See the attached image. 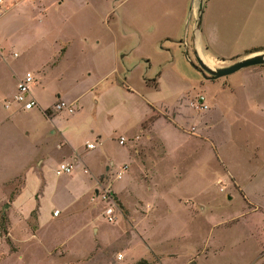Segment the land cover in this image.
<instances>
[{
	"label": "rangeland",
	"instance_id": "obj_1",
	"mask_svg": "<svg viewBox=\"0 0 264 264\" xmlns=\"http://www.w3.org/2000/svg\"><path fill=\"white\" fill-rule=\"evenodd\" d=\"M204 1H3L0 264H264V65H189L197 39L210 69L245 52L191 42ZM26 72L35 107L4 109Z\"/></svg>",
	"mask_w": 264,
	"mask_h": 264
},
{
	"label": "crops",
	"instance_id": "obj_2",
	"mask_svg": "<svg viewBox=\"0 0 264 264\" xmlns=\"http://www.w3.org/2000/svg\"><path fill=\"white\" fill-rule=\"evenodd\" d=\"M179 1L181 7H183V13L185 9L190 10V0ZM168 7L169 5H164L165 9H168ZM201 8L200 27L197 33L204 51L211 58L228 59L240 55L235 53L255 47L254 45H256L258 41L252 42L254 38L257 36H264V0H205ZM164 35V39H172L169 37L168 30L165 31ZM194 37L195 34L192 27L191 42L194 41ZM185 45V47L189 46L188 44ZM192 51H194V49ZM205 60L212 65V59L205 56ZM19 79H21V77L17 78L16 83ZM56 99H61L66 102L59 95H57ZM4 101L7 100H3L4 109H8L10 103H13L11 99L8 107L5 108ZM7 117L8 116L4 117L3 120L0 121V124L1 122H6L8 120ZM97 137L99 138L100 136L97 135ZM20 168L21 165L17 169L18 172ZM17 170L15 165L12 166V173L10 174L12 177L6 181L21 175H17Z\"/></svg>",
	"mask_w": 264,
	"mask_h": 264
},
{
	"label": "built area",
	"instance_id": "obj_3",
	"mask_svg": "<svg viewBox=\"0 0 264 264\" xmlns=\"http://www.w3.org/2000/svg\"><path fill=\"white\" fill-rule=\"evenodd\" d=\"M4 0H0V7L2 5ZM33 84V77L29 72H26L24 76L19 79V81L16 83L15 86V94L12 97V102L17 104L18 107L23 110H30L31 108L35 107L36 101L34 100L31 91H30V86ZM9 101H4V107H8ZM195 107L198 110H205L206 105L204 103L203 97L199 96L197 98ZM53 111L55 112H60V111H65L67 113H72L73 109L70 104L64 102L61 99H56L55 103L53 104ZM124 142L123 137H119L117 140V143L120 145ZM86 148L91 149L93 148L92 144H87ZM72 172V164L71 163H59L55 167V175L60 176V175H68ZM57 211L53 212V215H57ZM106 215L109 221L112 219V209L107 208L106 210ZM117 258H121V255H117Z\"/></svg>",
	"mask_w": 264,
	"mask_h": 264
},
{
	"label": "water",
	"instance_id": "obj_4",
	"mask_svg": "<svg viewBox=\"0 0 264 264\" xmlns=\"http://www.w3.org/2000/svg\"><path fill=\"white\" fill-rule=\"evenodd\" d=\"M202 4L198 5L197 8V19L195 20V26L193 27V30H199L200 27V20H201V13H202ZM186 54V52H185ZM192 54L194 56V59L197 63L195 65L192 61H189V65L197 71L201 77L204 79H218L222 78L228 75H231L235 72H237L240 69L252 67V66H260L264 65V50L259 52L250 53L248 55H245L241 57L238 60H235L230 65L225 67H219L215 69L208 68L198 57L196 51H192ZM208 74V75H205Z\"/></svg>",
	"mask_w": 264,
	"mask_h": 264
},
{
	"label": "bare ground",
	"instance_id": "obj_5",
	"mask_svg": "<svg viewBox=\"0 0 264 264\" xmlns=\"http://www.w3.org/2000/svg\"><path fill=\"white\" fill-rule=\"evenodd\" d=\"M198 0H194L193 2V8L195 9L197 7ZM195 49L197 50L198 56L200 60L208 67H211L209 63L205 60V54L201 51L200 46H199V41L198 39L195 41Z\"/></svg>",
	"mask_w": 264,
	"mask_h": 264
},
{
	"label": "trees",
	"instance_id": "obj_6",
	"mask_svg": "<svg viewBox=\"0 0 264 264\" xmlns=\"http://www.w3.org/2000/svg\"><path fill=\"white\" fill-rule=\"evenodd\" d=\"M263 50H264V48H263V49H262V48H252V49L246 50V51L243 53V55L245 56V55H248V54H250V53L259 52V51H263ZM47 112H48V111L45 110V111H44V114H45V115H48ZM134 264H149V262H147L145 259H139V260L136 261Z\"/></svg>",
	"mask_w": 264,
	"mask_h": 264
}]
</instances>
